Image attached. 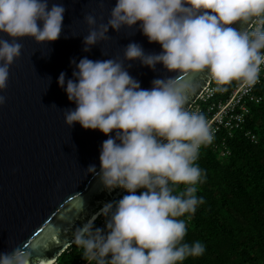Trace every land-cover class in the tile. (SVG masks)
Masks as SVG:
<instances>
[{"label":"clouds","instance_id":"1","mask_svg":"<svg viewBox=\"0 0 264 264\" xmlns=\"http://www.w3.org/2000/svg\"><path fill=\"white\" fill-rule=\"evenodd\" d=\"M65 12L62 4L49 7L48 0H0V33L12 38L11 43L0 38V93L21 55L23 46L16 39L58 40ZM84 21L89 26L85 52L110 40L109 29L118 33L137 25L136 31L162 51L146 53L131 42L123 60L70 61L75 79L67 80L65 91L76 108L65 110V123L78 122L109 136L101 146L99 172L95 165L86 171L104 189L128 193L102 208L105 229L86 223L74 231V243L89 264H180L200 257L205 245L184 238L187 222L204 203L197 196L206 178L196 163L200 148L214 137L205 116L185 108L191 77L207 72L219 91L233 80L247 86L258 82L264 65V0H116L107 23L97 24L93 14ZM237 22L249 27L237 30L232 27ZM134 60L153 70L162 64L178 75L154 79L150 89H143L127 70L131 64L125 67L124 61ZM57 82L64 88L65 73ZM6 101L0 94V106ZM113 131L114 137L109 135ZM35 259L22 246L0 252V264H34Z\"/></svg>","mask_w":264,"mask_h":264},{"label":"water","instance_id":"2","mask_svg":"<svg viewBox=\"0 0 264 264\" xmlns=\"http://www.w3.org/2000/svg\"><path fill=\"white\" fill-rule=\"evenodd\" d=\"M66 8L63 29L58 40L36 43L31 37L17 38L23 47L9 69L8 87L2 93L7 101L0 106V252L17 246L28 248L36 257L34 264H55L74 244V231L101 216L107 203H114L126 190L103 188L90 165L100 170V151L109 138L100 130L84 129L77 122L65 123V110L76 108L65 91L75 65L72 59L87 57L93 61L123 60L124 47L140 44L146 53L159 54L160 44L149 43L142 32L122 28L109 29L111 39L83 51V37L89 26L84 17L93 14L97 24L107 23L116 0H48ZM103 16V20L100 17ZM139 23V22H138ZM232 27L240 30L239 22ZM0 38H12L0 33ZM67 38V39H66ZM129 74L141 88L150 89L157 78H173L176 72L162 64L155 70L140 61H124ZM65 73V86L58 77ZM51 80H50V78ZM211 81L207 72L191 77L192 90L185 108ZM50 84V85H49ZM115 136V131L109 134Z\"/></svg>","mask_w":264,"mask_h":264},{"label":"trees","instance_id":"3","mask_svg":"<svg viewBox=\"0 0 264 264\" xmlns=\"http://www.w3.org/2000/svg\"><path fill=\"white\" fill-rule=\"evenodd\" d=\"M256 88V93L264 92V71ZM251 110L244 129L229 140L230 155L222 156L220 145L199 153L196 163L206 178L198 185L197 196L204 203L187 222L184 242L200 241L206 250L180 264H264V102L252 104ZM80 255L74 244L57 262L74 264Z\"/></svg>","mask_w":264,"mask_h":264},{"label":"built area","instance_id":"4","mask_svg":"<svg viewBox=\"0 0 264 264\" xmlns=\"http://www.w3.org/2000/svg\"><path fill=\"white\" fill-rule=\"evenodd\" d=\"M263 71L264 65H261L260 77L254 86H247L238 80L232 87L224 86L226 90L219 91L217 90L218 85L211 80L196 97L188 110L205 116L214 137L211 143L202 145L200 151L205 147L217 148L220 145L218 148H220L221 155H230L229 140L234 137L236 131L244 129L252 111V104L264 102V92L256 93V87L262 83ZM246 135L250 136L253 141L256 140V136L250 134L249 131L246 132ZM141 191L144 190H138L137 194H140ZM127 194L125 192V195ZM106 219L107 217H103V215L99 216L93 224L94 228L105 229ZM77 248L81 255L74 264H89L84 257V250L79 246Z\"/></svg>","mask_w":264,"mask_h":264},{"label":"rangeland","instance_id":"5","mask_svg":"<svg viewBox=\"0 0 264 264\" xmlns=\"http://www.w3.org/2000/svg\"><path fill=\"white\" fill-rule=\"evenodd\" d=\"M125 195V193L123 195H121L120 197H123Z\"/></svg>","mask_w":264,"mask_h":264}]
</instances>
